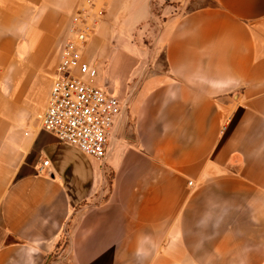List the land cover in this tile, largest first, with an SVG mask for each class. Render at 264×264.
I'll list each match as a JSON object with an SVG mask.
<instances>
[{"label": "crops", "instance_id": "obj_1", "mask_svg": "<svg viewBox=\"0 0 264 264\" xmlns=\"http://www.w3.org/2000/svg\"><path fill=\"white\" fill-rule=\"evenodd\" d=\"M165 1L96 0L102 165L38 121L84 1L0 0V264H264V0Z\"/></svg>", "mask_w": 264, "mask_h": 264}, {"label": "built area", "instance_id": "obj_2", "mask_svg": "<svg viewBox=\"0 0 264 264\" xmlns=\"http://www.w3.org/2000/svg\"><path fill=\"white\" fill-rule=\"evenodd\" d=\"M83 1L84 7L71 19L48 107L38 121L43 132L105 165L116 123L128 110V102L98 87V70L84 59L103 8L96 0Z\"/></svg>", "mask_w": 264, "mask_h": 264}, {"label": "rangeland", "instance_id": "obj_3", "mask_svg": "<svg viewBox=\"0 0 264 264\" xmlns=\"http://www.w3.org/2000/svg\"><path fill=\"white\" fill-rule=\"evenodd\" d=\"M99 7L103 8V17L101 19L100 24L102 21H104L105 15H106V7L100 3H98ZM170 9L174 11V8L168 4L165 0H150V17L148 21L141 26L138 27L137 32L132 34V41H137V36L140 31L143 30L144 27H151L152 30H149L151 33H157L160 30V27L162 24H164V21L167 19L168 16L163 13V11ZM121 13L118 14L120 17ZM118 17V18H119ZM157 35V34H156ZM150 41V42H149ZM147 42L148 45L152 44L151 40ZM97 85V84H96Z\"/></svg>", "mask_w": 264, "mask_h": 264}]
</instances>
